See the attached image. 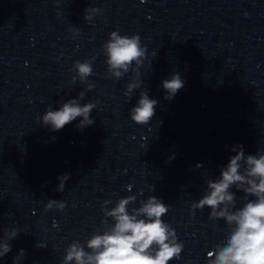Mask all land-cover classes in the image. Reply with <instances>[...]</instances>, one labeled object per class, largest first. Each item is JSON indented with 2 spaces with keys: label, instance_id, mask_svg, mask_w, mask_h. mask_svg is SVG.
<instances>
[{
  "label": "clouds",
  "instance_id": "9594fccd",
  "mask_svg": "<svg viewBox=\"0 0 264 264\" xmlns=\"http://www.w3.org/2000/svg\"><path fill=\"white\" fill-rule=\"evenodd\" d=\"M98 11L102 9L87 8L84 19L91 21L93 13ZM69 30L78 34V29ZM102 48L109 77L120 79L130 69L139 75L138 70L147 51L141 46L139 35L129 37L112 31ZM73 70L77 74L73 76V82L78 76L81 83H86V78L93 74L92 60H77ZM142 83L139 79L128 83L125 96L131 98L133 91L139 89ZM93 87V84H87L88 90ZM162 87L167 93L165 99L171 100L184 87V81L178 73L173 74L162 82ZM84 96L85 92H80L77 99H69L58 110L49 106L41 122L50 126L53 132L62 130L77 117H82L77 128L92 125L94 121L90 119V114L98 102L81 105L79 100ZM157 103V100L149 98L146 90L141 91L136 106L130 110V119L137 125L148 124L155 115ZM233 151L236 154L221 168L220 176L206 181L204 195L191 204L190 212L195 215V210L208 207L211 209L208 218L213 221L223 219L230 229L226 242L215 245L214 250L207 252V264H264V150H258L256 155H245L242 146H234ZM58 179L57 191H63L69 174ZM233 187L245 193L240 208H237L238 197L231 191ZM250 196L255 199H249ZM135 201L136 196L129 195L118 199L110 210L105 208L104 231L97 230L87 239V250L79 241L70 243L61 264H170L179 259L184 245L172 225L163 220L169 206L157 197L149 196L140 202L138 208L129 212L128 206ZM110 203L104 201L102 208ZM53 208L62 211L65 203L49 200L45 210ZM108 218L114 223L108 224ZM17 234L18 230L13 228L0 239V258L11 251L8 241ZM24 255L21 249L13 264H19Z\"/></svg>",
  "mask_w": 264,
  "mask_h": 264
}]
</instances>
